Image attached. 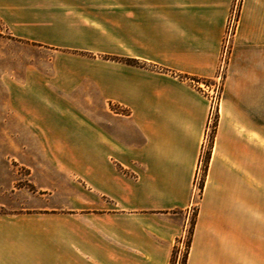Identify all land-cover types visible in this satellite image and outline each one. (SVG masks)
I'll return each mask as SVG.
<instances>
[{
	"label": "crops",
	"instance_id": "1",
	"mask_svg": "<svg viewBox=\"0 0 264 264\" xmlns=\"http://www.w3.org/2000/svg\"><path fill=\"white\" fill-rule=\"evenodd\" d=\"M234 5L0 0V264H170L192 220L185 264H264V0Z\"/></svg>",
	"mask_w": 264,
	"mask_h": 264
},
{
	"label": "built area",
	"instance_id": "2",
	"mask_svg": "<svg viewBox=\"0 0 264 264\" xmlns=\"http://www.w3.org/2000/svg\"><path fill=\"white\" fill-rule=\"evenodd\" d=\"M231 31H227V35L223 45V53L221 57V66L219 67L218 74L213 82H208L206 80H190L191 84L201 93L207 100L209 101V114L207 120V129H206V136H205V143H209L212 137V133L215 129V123L217 120L218 112H219V104L221 101V72L222 66L226 59V54L229 48V35ZM200 167L197 169V173L199 175ZM195 175V180L193 184V198H192V207L196 208L195 196L199 193L200 189L197 186L198 177Z\"/></svg>",
	"mask_w": 264,
	"mask_h": 264
},
{
	"label": "rangeland",
	"instance_id": "3",
	"mask_svg": "<svg viewBox=\"0 0 264 264\" xmlns=\"http://www.w3.org/2000/svg\"><path fill=\"white\" fill-rule=\"evenodd\" d=\"M239 3H240V0H235V5H236V6L234 5L235 9L237 7V4H239ZM234 20H235V12L232 14V16L229 19L227 31L228 30H230V31L233 30V26L235 25V21ZM6 38H7L6 32L3 30V27L0 25V55L4 54L5 48L3 46L6 45V43H5L6 42ZM12 50H13V52H15L14 55L15 54L16 55L22 54L21 50H17L15 48H12ZM220 66H221V64H220ZM226 67H227V64L224 63L223 66H222V72H221V74H222L221 75V91H222V87H223L224 72L226 70ZM190 80H201V79H190ZM202 80H206L208 82H213L214 81V79L213 80L202 79ZM215 125H216V123H215ZM214 131H215V129H214ZM213 134H214V132L212 133V137H211L210 140H212ZM196 176L198 177L197 186L200 189V191L195 196V201L194 202L197 205L196 208L192 207V205H193L192 202H191V205L189 207V212L191 214H193V216L195 215V212L197 210L198 202H199V195L201 194V184H202V178H203V167L202 166L200 167L199 175L197 174ZM30 189L32 190V186H30ZM192 222H193V220H192ZM189 229H190V227H189ZM189 229H188L187 233L185 234V237L183 239H180L175 244V248L173 250L174 254H173V256H171L170 264H183L184 263V258L187 255V253H186V251H187V243H188V240L190 238Z\"/></svg>",
	"mask_w": 264,
	"mask_h": 264
},
{
	"label": "trees",
	"instance_id": "4",
	"mask_svg": "<svg viewBox=\"0 0 264 264\" xmlns=\"http://www.w3.org/2000/svg\"><path fill=\"white\" fill-rule=\"evenodd\" d=\"M112 59H113V60H118L117 58H112ZM126 62L129 63V62H131V61L126 60ZM132 63L137 64V62H132ZM193 225H194V222L191 223V226H190V229H189L190 238H189L188 243H187V251H186V253L188 252V248H189V245H190L191 235H192V231H193ZM173 254H174V251H173V253H172V256H173ZM186 256H187V255H186ZM186 256H185V258H184V263H183V264H185Z\"/></svg>",
	"mask_w": 264,
	"mask_h": 264
}]
</instances>
